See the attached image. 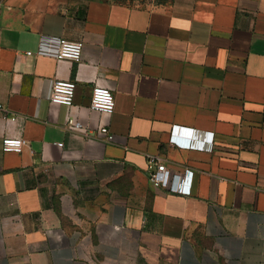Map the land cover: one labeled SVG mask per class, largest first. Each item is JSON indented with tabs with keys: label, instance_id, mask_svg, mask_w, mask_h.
<instances>
[{
	"label": "crops",
	"instance_id": "obj_1",
	"mask_svg": "<svg viewBox=\"0 0 264 264\" xmlns=\"http://www.w3.org/2000/svg\"><path fill=\"white\" fill-rule=\"evenodd\" d=\"M43 36L81 60L37 53ZM0 103V264H264V0H0ZM150 155L191 169V194L153 186Z\"/></svg>",
	"mask_w": 264,
	"mask_h": 264
},
{
	"label": "built area",
	"instance_id": "obj_2",
	"mask_svg": "<svg viewBox=\"0 0 264 264\" xmlns=\"http://www.w3.org/2000/svg\"><path fill=\"white\" fill-rule=\"evenodd\" d=\"M47 40H54L56 46L54 49L47 47ZM83 42L79 40H70L64 37L43 36L37 53L51 54L57 59H69L71 61H80L83 55ZM31 54L32 51H28ZM77 82L74 79H55L52 86L50 100L54 103L66 105L69 109L74 105ZM115 95L108 85L95 84L92 88L90 108L104 114H111L115 110ZM0 110H5L0 103ZM16 120L17 115L11 114L7 118ZM66 126L73 131L86 133L87 126L77 117L68 113ZM99 132L107 141L114 139V134L106 125L99 128ZM214 133L202 132L194 129V133L189 147L193 149L212 150ZM3 149L5 151H22L28 144L27 139L23 137H2ZM62 145L63 143H59ZM147 177L149 182L155 187H164L170 191L189 195L192 191L193 171L186 169L183 173H172L165 160L159 155H150L147 167Z\"/></svg>",
	"mask_w": 264,
	"mask_h": 264
},
{
	"label": "trees",
	"instance_id": "obj_3",
	"mask_svg": "<svg viewBox=\"0 0 264 264\" xmlns=\"http://www.w3.org/2000/svg\"><path fill=\"white\" fill-rule=\"evenodd\" d=\"M114 1H119L122 3H132L134 0H114Z\"/></svg>",
	"mask_w": 264,
	"mask_h": 264
}]
</instances>
